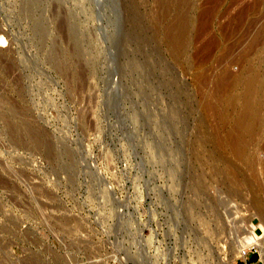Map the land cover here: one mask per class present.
<instances>
[{"label":"rangeland","instance_id":"obj_1","mask_svg":"<svg viewBox=\"0 0 264 264\" xmlns=\"http://www.w3.org/2000/svg\"><path fill=\"white\" fill-rule=\"evenodd\" d=\"M72 1L83 54L0 0V264L242 263L264 220V0ZM249 81L258 120L230 139Z\"/></svg>","mask_w":264,"mask_h":264},{"label":"bare ground","instance_id":"obj_2","mask_svg":"<svg viewBox=\"0 0 264 264\" xmlns=\"http://www.w3.org/2000/svg\"><path fill=\"white\" fill-rule=\"evenodd\" d=\"M72 0H22V5H21V9H20V15L22 16V18L29 22V23H33L34 24V27L36 28L35 30H37V33L39 34L40 37L42 38H46L47 35L51 34V25H54L56 28L55 29H58L57 32H59V34H62L61 35V38L62 40L60 39H55V43H56V46H57V49L60 50V41L64 42L66 40H69L68 42H70L69 44L73 45V48L78 46L79 45V39L81 38V35L84 33L83 32V29L81 28V25L79 23V16L85 12L84 8L82 9V4H78V3H75L74 1V4L71 5V2ZM78 1V0H76ZM215 1V0H214ZM217 1V0H216ZM253 1V0H252ZM73 2V1H72ZM50 3H51V6L50 7ZM206 3V2H205ZM218 3V2H217ZM208 4V3H207ZM213 3H211L212 5ZM216 6V4H213L212 6ZM207 6V5H206ZM205 6V7H206ZM204 7V6H203ZM210 7V6H209ZM208 8V7H207ZM246 6L242 7V9L240 10L239 8V14L240 13H244L246 12ZM211 8H209L210 10ZM202 10V9H201ZM204 10V9H203ZM208 10V9H207ZM212 10V9H211ZM206 11V10H205ZM213 11V10H212ZM88 14V13H86ZM185 14V13H184ZM243 15V14H241ZM83 16V15H82ZM88 16V15H87ZM240 19V18H239ZM238 19V20H239ZM81 22V21H80ZM33 27V26H32ZM87 29V28H86ZM53 30V29H52ZM175 30V29H174ZM36 33V34H37ZM86 33V31H85ZM90 33V32H89ZM178 33V32H177ZM184 33V32H183ZM58 34V36H59ZM85 35V34H84ZM182 36V35H181ZM82 40V39H81ZM44 41V40H43ZM67 42V41H66ZM81 42V41H80ZM65 43V42H64ZM45 44V43H44ZM43 44V45H44ZM66 44V43H65ZM82 44V43H80ZM62 45V44H61ZM69 46V45H68ZM54 47V46H53ZM71 48V47H70ZM77 48V47H76ZM55 49L54 47V50H57ZM75 49V48H74ZM81 49V47H80ZM57 50V51H58ZM75 52L77 51V53H82V50H80L81 52L78 51V49L74 50ZM55 53H57L56 51H54ZM73 52V50H72ZM53 53V54H55ZM74 54V53H73ZM83 54V53H82ZM57 55V54H56ZM75 55V54H74ZM80 55V54H79ZM51 56V54H50ZM49 56V58L51 59V57ZM55 59V57H52ZM59 56L57 55L56 56V61L60 62L61 60H59ZM63 59V58H62ZM52 61V60H50ZM66 61V60H65ZM56 62V64L58 63ZM61 63V62H60ZM59 63V65H60ZM84 73V72H83ZM227 73V72H226ZM231 74V73H230ZM228 75V74H227ZM223 76V75H222ZM232 76V75H231ZM252 77V76H251ZM226 78H229L228 76ZM249 79L253 80L254 78H250L248 77ZM224 80V78H223ZM222 80V81H223ZM233 80V79H232ZM250 80V81H251ZM226 81V80H225ZM247 84L248 82V79H247V82H245L247 84L246 88H245V97L243 96L242 99H236L235 100H232L230 99L229 97V101L230 102H233L235 101L237 104L238 103H241L243 109L246 111V113H241L239 112V119H237V123L235 125V128L234 129H231L232 132H229L230 133V139L232 138H238L239 139V136L241 135V133H248L249 132V136H252V131H248V124L250 123V125H252L256 119L258 120L257 118V111L254 112V105L257 106V101L259 102L258 99H262L260 96V98H258V95L259 93L257 92L258 87L257 84L256 86L254 85V82L257 81H252ZM221 83V82H220ZM224 83V82H223ZM70 84V83H69ZM228 84V83H227ZM219 85V84H218ZM222 85V84H221ZM229 85V84H228ZM232 85V84H231ZM223 87V86H222ZM216 88V87H215ZM243 88V87H242ZM221 91V90H220ZM228 98V97H227ZM227 100V101H228ZM234 102V103H235ZM229 103V102H228ZM235 103V104H236ZM259 103H261V105H264V101L261 100ZM230 104V103H229ZM234 104V105H235ZM233 105V103L231 104ZM207 106V105H206ZM259 106V105H258ZM232 107V106H231ZM253 107V108H252ZM260 107V106H259ZM251 108L253 109V113H251ZM242 109V110H243ZM257 110L259 112V108L257 107ZM250 112V113H249ZM248 114H250V118H248ZM241 116V117H240ZM259 116V115H258ZM226 118V117H225ZM235 119V120H236ZM260 121V120H259ZM256 122V121H255ZM19 124V123H18ZM259 124V123H258ZM249 125V126H250ZM256 125V124H254ZM260 126V125H258ZM12 127V126H11ZM253 127V125H252ZM256 128V126H254ZM21 128V127H20ZM254 128V129H255ZM249 129H251L249 127ZM253 129V131H254ZM30 131V130H29ZM230 131V130H229ZM245 133V135H246ZM28 135V134H27ZM18 136V135H17ZM33 136V134L31 135ZM243 136V135H242ZM228 137V136H227ZM244 137V136H243ZM34 141L38 143H40L39 140H36L35 138H33ZM245 140V139H244ZM247 140V138H246ZM231 142V141H229ZM240 142V140H239ZM238 142V144H239ZM35 143V142H34ZM228 143V141H227ZM40 145V144H39ZM231 146V143L229 144ZM234 146V145H233ZM232 149H234V153L237 152L235 151V148L237 147H231ZM230 148L231 151H233L232 149ZM237 150V149H236ZM241 150V149H240ZM239 151V150H238ZM238 154V153H237ZM67 167H65V170H66ZM255 170V169H254ZM67 171V170H66ZM71 171V170H70ZM66 173V172H65ZM69 177V176H68ZM255 177V176H254ZM261 178V177H260ZM256 179V177L254 178V180ZM258 180V179H257ZM256 181V180H255ZM257 182V181H256ZM258 200V199H256ZM255 200V201H256ZM258 201H262V200H258ZM253 205L255 206L256 209H258L259 206H262V204H260V202H252ZM256 213V212H255ZM258 215L259 219L261 220V215L260 214H255V216ZM247 226V225H246ZM241 227V226H240ZM259 227L261 228L262 230V233H257L255 231V229ZM238 228V227H237ZM249 230L248 231H245V230H242L241 234L240 235H237V237L239 236V238L237 239V244H236V252L237 253H240L242 248L243 247H248V246H256L258 247L262 257L264 256V220H261V222H259L258 224L252 222L250 223V225L248 226ZM239 233V232H238ZM236 240V238H235ZM235 242V243H236ZM231 260H230V264H231ZM2 263V262H1Z\"/></svg>","mask_w":264,"mask_h":264},{"label":"built area","instance_id":"obj_3","mask_svg":"<svg viewBox=\"0 0 264 264\" xmlns=\"http://www.w3.org/2000/svg\"><path fill=\"white\" fill-rule=\"evenodd\" d=\"M251 254H258L260 257H262L258 247H256V246L244 247V248H242V250L240 252V257L242 258L244 264H249V256Z\"/></svg>","mask_w":264,"mask_h":264},{"label":"crops","instance_id":"obj_4","mask_svg":"<svg viewBox=\"0 0 264 264\" xmlns=\"http://www.w3.org/2000/svg\"><path fill=\"white\" fill-rule=\"evenodd\" d=\"M240 264H244L243 260ZM249 264H264V256L260 257L258 254H251L249 256Z\"/></svg>","mask_w":264,"mask_h":264}]
</instances>
